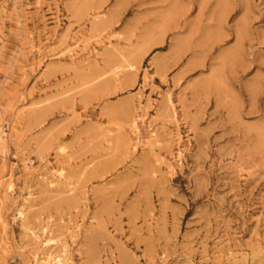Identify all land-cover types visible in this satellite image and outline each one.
Returning a JSON list of instances; mask_svg holds the SVG:
<instances>
[{"label": "rangeland", "instance_id": "374dc122", "mask_svg": "<svg viewBox=\"0 0 264 264\" xmlns=\"http://www.w3.org/2000/svg\"><path fill=\"white\" fill-rule=\"evenodd\" d=\"M0 264H264V0H0Z\"/></svg>", "mask_w": 264, "mask_h": 264}]
</instances>
